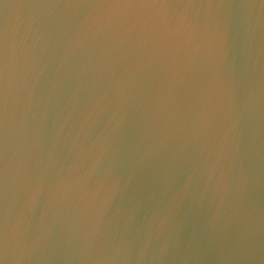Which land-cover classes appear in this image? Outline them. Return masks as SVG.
<instances>
[{
	"label": "water",
	"instance_id": "obj_1",
	"mask_svg": "<svg viewBox=\"0 0 264 264\" xmlns=\"http://www.w3.org/2000/svg\"><path fill=\"white\" fill-rule=\"evenodd\" d=\"M0 264H264V0H0Z\"/></svg>",
	"mask_w": 264,
	"mask_h": 264
},
{
	"label": "snow or ice",
	"instance_id": "obj_2",
	"mask_svg": "<svg viewBox=\"0 0 264 264\" xmlns=\"http://www.w3.org/2000/svg\"><path fill=\"white\" fill-rule=\"evenodd\" d=\"M118 3L127 4L129 6H133L140 3H149V2H155V0H117ZM3 244V238L0 237V245Z\"/></svg>",
	"mask_w": 264,
	"mask_h": 264
}]
</instances>
